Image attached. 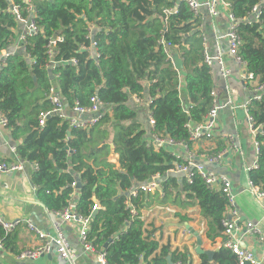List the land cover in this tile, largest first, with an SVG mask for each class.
I'll return each instance as SVG.
<instances>
[{
	"label": "trees",
	"instance_id": "trees-1",
	"mask_svg": "<svg viewBox=\"0 0 264 264\" xmlns=\"http://www.w3.org/2000/svg\"><path fill=\"white\" fill-rule=\"evenodd\" d=\"M228 2L230 13L242 18L259 0ZM8 3L0 0V50L10 46L16 38L14 29H18L14 17L6 12ZM35 6L42 33L27 39V51L35 61L30 65L22 54L7 58L0 71V111L12 137L22 140L17 153L38 164L31 173L36 197L48 210L58 211L68 205L76 189L79 196L74 211L92 215L88 239L105 250L108 264H168V257L171 262L186 263L191 258L186 248L171 251L168 244L160 246L143 220L139 216L131 219L125 207L126 190L133 182H145L154 173L164 175L174 161L170 147L158 151L146 147L148 132L140 128L129 101L132 95L150 97L154 130L176 141L187 140L184 125L200 122L213 103V72L204 62L201 19L184 0H37ZM171 7L175 11L166 16L164 11ZM89 21L97 26L93 32L97 63L82 48L90 43L85 37ZM55 33L64 39L57 44L53 59L74 58L76 63L62 61L51 79L45 45ZM239 34L238 54L258 81L264 82V9L260 22L240 24ZM170 49L181 60V69H175ZM52 82L67 107L74 101L88 105L90 97L97 95L110 105L111 113L106 111L88 129L70 127L67 120L54 115L39 126L40 111L50 106L45 94ZM249 113L256 125L263 124V134L257 137L258 167L248 172V178L264 189V97L251 101ZM111 152L118 154L117 168L107 161ZM77 178L79 187H71ZM159 196L158 191L140 193L131 201L138 209L171 197L181 208L197 205L206 220V238L214 241L222 236L227 200L221 190L206 187L198 175L187 183L169 174L163 181V198ZM96 202L99 208L93 214ZM175 216L189 221L179 212ZM17 239L15 229L5 232L0 226L6 251L20 252ZM199 264H236V259L227 248L219 247L211 261L200 254Z\"/></svg>",
	"mask_w": 264,
	"mask_h": 264
},
{
	"label": "built area",
	"instance_id": "built-area-1",
	"mask_svg": "<svg viewBox=\"0 0 264 264\" xmlns=\"http://www.w3.org/2000/svg\"><path fill=\"white\" fill-rule=\"evenodd\" d=\"M37 0H9L6 7V12L11 14L18 24V29H14L16 32L15 40L10 46L0 50V71L4 66L7 58L15 54H22L23 57L31 65L34 63V58L31 57L27 51V39L28 37L35 36L42 33L36 22L37 10L35 6ZM188 5L190 11L194 16L201 18V10L205 9L207 15L211 18L219 15L222 11L225 12L227 17V24L224 31L219 35V39L225 42V50L221 46H217L214 53H209L203 47L204 62L213 66L217 64L219 70V76L224 80L231 75V70L224 65L225 58L228 56L237 66L240 68V79L245 88L251 89L252 96L249 100L260 101L264 97V82H259L253 72L249 71L247 63L238 54L239 47L241 46V37L239 34V25L260 22L262 11L264 9V0L254 5L250 12L242 17L236 18L229 11L228 0H184ZM175 11L174 7L165 10L166 16ZM83 17V16H82ZM86 38L90 43L87 47H82L88 51V56L94 59L97 63L99 58V52L96 49L97 42L93 38V32L96 29V25L93 22H87ZM62 34L55 33L47 38L45 45L46 55L48 61L46 68L48 72L52 73L55 67L62 61L76 63L74 58L68 60L57 61L53 59L56 46L59 42L63 41ZM203 41H205L203 35ZM53 74V73H52ZM56 74H53V77ZM211 95L214 97V89L211 90ZM47 101L49 102V108L47 110H41L38 115V125L43 126L45 119L51 115L57 116L61 120H67L70 127L88 129L95 125L102 114H104L105 107L107 106L97 95H93L89 99L88 105H80L77 101L71 107H67L64 100L61 98L58 88L55 85H50L48 91L45 94ZM135 100L138 102H144L149 106L151 98L145 99L134 95ZM144 100V101H143ZM248 111V108L246 109ZM150 112V111H149ZM217 112L218 106L212 103L208 113L204 116V119L197 123H186L184 126L187 129V140H174L168 135L158 133L154 130V119L151 114L149 117L150 132L149 138L146 142V147H151L154 151H158L160 148H171V155L174 157L172 166L165 172L164 175L154 173L148 177L145 182L137 183L133 182L131 186L126 190L127 198L124 202L126 209L130 213L131 219L138 217L136 206L132 203L133 198H137L140 193H154L159 191L163 193V181L169 174L179 175L181 179H184L187 183H191L195 175H198L204 181L206 187L210 189H219L224 194L227 204L225 211L222 214L221 226H222V240L221 247L227 248L235 256L236 264H264V237L260 231L256 228L255 224L251 221L242 220L238 214V210L234 200V194L231 189V180L222 174H218L213 170H209L205 164L212 166H219L222 164L223 159L226 158L229 153H241V147L237 140L233 136H223V148L214 152H201L200 154L192 153L189 149V144L192 142H198L202 139L209 140L214 136V131L217 126ZM246 122L248 130L252 138V145L255 151V159L251 166L245 168L246 171L256 169L258 167L257 155L259 152L258 136L263 134V124H255L254 118L249 114L246 116ZM7 118L0 111V131L7 128ZM12 152V158L6 159L0 155V172L2 173H16L24 170L28 165L32 169V172L38 169V164L35 161L30 162L26 158H22L16 151L14 146H10ZM115 165V163L112 162ZM116 166V165H115ZM118 167V166H117ZM116 167V168H117ZM79 179L77 178L71 182L70 186L76 188ZM37 188L33 185V189ZM249 191L257 198L264 199V189L254 184L251 180H248ZM76 195V189L71 195V199L68 205L61 210L52 211L56 214L61 222H54V228L56 235H51L49 232L41 230L30 219L24 218L23 220L6 221L0 215V226L5 232H10L16 228L19 224L23 223L37 235L42 241L40 244L33 248L21 250L16 257L18 259H35L40 255L49 253L54 250L58 256L65 260L68 264H76V254L69 244V241L64 233L63 224L66 222H72L76 225L78 233V241L82 248L95 255L99 264H108L106 260V252L104 249L96 248L93 243L88 239V233L90 231V222L92 215H79L73 208V197ZM73 203V204H72ZM99 208V205L94 203L92 205V212H95ZM127 221V220H126ZM124 225L120 233L125 231ZM255 236L258 242V249L247 247L243 245L246 237ZM117 237V236H116ZM3 249V244L0 241V250ZM1 264V262H0ZM173 264H187L180 261H176Z\"/></svg>",
	"mask_w": 264,
	"mask_h": 264
},
{
	"label": "crops",
	"instance_id": "crops-1",
	"mask_svg": "<svg viewBox=\"0 0 264 264\" xmlns=\"http://www.w3.org/2000/svg\"><path fill=\"white\" fill-rule=\"evenodd\" d=\"M201 12V29L205 38L203 46L205 44V48L211 54L214 53L217 46H221L222 49L225 50V42L219 39V35L224 31L227 24L225 12L222 11L213 18L207 15L205 9L201 10ZM169 52L172 58L176 57L175 51L170 49ZM224 58V65L231 70V75L227 79L224 80L219 76L217 64L214 63L213 66L211 65L213 72L212 90L214 89L215 92L213 101L214 104L218 106L217 126L214 131V136L209 140L202 139L198 142L190 143L189 149L195 154H200L201 152H216L223 148V136H233L237 140L241 147L240 154H227L226 158L223 159L222 164L219 166H212L205 162V160L202 161H204L205 166L209 170L225 175L231 180V189L234 194V200L240 218L245 221L253 222L264 237V199H257L249 191L248 180L250 179L248 178V172L250 170H245L246 167L251 166L255 159L252 138L246 122L249 104L251 103L249 100L252 93L251 89L245 88L241 82L240 68H238L228 56H224ZM51 85L56 86V83L52 82ZM182 86L183 84H180V89H182ZM61 98L63 99L62 96ZM129 104L134 106L136 110V121L139 123L140 128L147 130V136H149V117L151 114L149 106L144 102L136 101L134 95H132ZM247 108L248 111L246 110ZM106 111L109 114L111 113L110 105L105 107L104 113ZM203 119L204 117L202 120ZM21 142V139L16 140L12 137V131L8 126L2 129L0 131V155L6 159H11L13 154L10 151V146L16 148L17 144ZM107 161L115 163L116 166L114 165V167L116 168L118 166V154L111 152L107 157ZM31 173L32 169L28 165H26L21 172H0V215L6 221L28 218L41 230L55 236L56 230L54 228V222H61V220L56 214L43 206V203L36 197V189H33V184L31 182ZM159 194V198H163V193L159 192ZM78 196L79 193L76 190V195L73 197L74 203ZM171 199L165 202H171ZM181 200H185L183 194L181 195ZM159 202L160 201H154L147 208L136 209L139 218L142 219L145 224L144 227L147 231L151 232L152 238L158 240L160 246L168 244L171 251H183L186 248L191 256L186 262L187 264H199V255L195 253L197 239L194 233H197L200 238L202 249L212 250L214 252L221 247L222 236L215 238L214 241H210L206 238V220L200 215V210L197 205L185 208L179 207L181 210H185V212H178L189 218L188 222H184L175 216V212L173 214L174 216L170 214L161 216L162 212L160 211V206L165 202ZM190 209L197 210V212L194 211L191 213ZM176 218L181 223L180 225L173 226ZM197 223H199L201 227L197 226ZM177 228L179 230H177ZM63 230L69 244L76 254V264H99L95 255L85 251L80 245L77 228L74 223H64ZM15 231L18 236L17 249L19 251L33 248L42 242L40 238H38L35 233L28 230L23 223L16 226ZM180 239H182L181 242ZM243 245L258 249V242L253 235L246 237ZM16 255V253L8 252L3 248L0 250L1 264H68L65 260H62L54 250L40 255L35 259H18ZM173 263L174 262H171V264Z\"/></svg>",
	"mask_w": 264,
	"mask_h": 264
},
{
	"label": "water",
	"instance_id": "water-1",
	"mask_svg": "<svg viewBox=\"0 0 264 264\" xmlns=\"http://www.w3.org/2000/svg\"><path fill=\"white\" fill-rule=\"evenodd\" d=\"M173 65H174L176 70L182 68L181 60L178 57H174L173 58ZM49 74H50L51 79H52L53 74L51 72ZM79 185H80V182L78 181L77 187H79ZM93 214H94V212H93ZM194 234H195L196 239H197V244H196V247H195V253L198 254V255L204 254V255H206L207 259L209 261H211L212 260V256H213V251L212 250H204V249H202L200 238L198 237L197 233H194ZM108 241H110V239H108ZM167 259H168V264H171V262L169 261V258H167Z\"/></svg>",
	"mask_w": 264,
	"mask_h": 264
},
{
	"label": "rangeland",
	"instance_id": "rangeland-1",
	"mask_svg": "<svg viewBox=\"0 0 264 264\" xmlns=\"http://www.w3.org/2000/svg\"><path fill=\"white\" fill-rule=\"evenodd\" d=\"M173 50V49H172ZM174 51V50H173ZM107 128H108V126H107ZM108 130H109V128H108ZM158 209V208H157ZM159 210V209H158ZM160 211L162 212V214H161V216H163L164 214H170V215H172V216H174L173 214H174V212L176 213V212H178V211H181V212H185V210H181L176 204H172L171 202H165L163 205H161L160 206ZM197 212V210H192V209H190V212L191 213H193V212ZM179 219V218H178ZM178 219L176 218V220L174 221V225L173 226H175V225H180V223L181 222H179L178 221ZM201 220V219H200ZM197 226H200L201 227V225L199 224V223H197ZM173 228V227H172ZM174 230V229H173ZM177 230H179L178 228H177ZM175 232V231H174ZM200 233H201V230H200ZM174 235H175V233H174ZM192 237V236H191ZM194 237V236H193ZM174 238H175V236H174ZM181 240L182 239H180V242H181Z\"/></svg>",
	"mask_w": 264,
	"mask_h": 264
}]
</instances>
